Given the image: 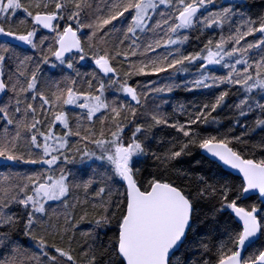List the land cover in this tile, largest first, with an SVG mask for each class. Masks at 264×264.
Wrapping results in <instances>:
<instances>
[{"label": "snow or ice", "instance_id": "snow-or-ice-1", "mask_svg": "<svg viewBox=\"0 0 264 264\" xmlns=\"http://www.w3.org/2000/svg\"><path fill=\"white\" fill-rule=\"evenodd\" d=\"M0 264H264V0H0Z\"/></svg>", "mask_w": 264, "mask_h": 264}, {"label": "trees", "instance_id": "trees-1", "mask_svg": "<svg viewBox=\"0 0 264 264\" xmlns=\"http://www.w3.org/2000/svg\"><path fill=\"white\" fill-rule=\"evenodd\" d=\"M181 95H184V94H181Z\"/></svg>", "mask_w": 264, "mask_h": 264}]
</instances>
